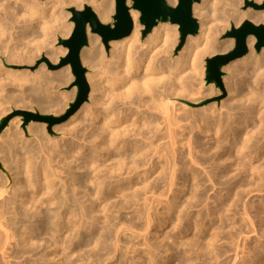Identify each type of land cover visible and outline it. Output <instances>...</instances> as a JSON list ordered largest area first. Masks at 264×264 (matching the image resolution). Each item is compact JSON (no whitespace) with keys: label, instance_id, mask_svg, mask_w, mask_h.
Masks as SVG:
<instances>
[{"label":"bare ground","instance_id":"obj_1","mask_svg":"<svg viewBox=\"0 0 264 264\" xmlns=\"http://www.w3.org/2000/svg\"><path fill=\"white\" fill-rule=\"evenodd\" d=\"M167 1L174 6L178 2V0ZM243 1L244 0H214V20L219 22L221 26L220 28L223 32L233 26H239L245 19H249L257 24L264 23V11L256 9L253 6H249L247 9L242 10L240 7ZM256 1L261 2L262 0ZM208 2L209 0H200L194 3V15L200 18V35L195 37L193 34H190L187 37L186 42H188L187 44L190 47V53L182 55L181 58H178V60L176 59L177 61L175 60L176 62L174 63H171V61L168 62V59H163V57L167 53H171L177 44L180 36L179 25L173 24L169 21H160L152 29L149 38L144 40L143 30L145 25L140 22L141 12L133 7L132 0H128L127 4L130 7V14L134 21L133 31L130 35L122 39L111 40L110 44L112 48L110 50L106 48L107 45L103 42L101 36L98 33L92 32L90 26H88L89 43L81 50V60L82 63L86 66L88 65L89 68L86 77L91 85V93L89 96V99L91 100L89 103H87V101L83 103L68 119L69 124L66 125H70V122L78 119V117L84 113V115L90 117L92 128L88 129L87 133L85 132L81 135H79V132L72 134L73 131H70L72 132L71 134L74 135L73 139L71 141L65 140L61 145V142H56V147L57 145L61 146V149H59L57 153V151L55 152V147L48 146L46 141L43 142L42 140L40 146H37L33 144V140L26 139V137L23 136V130L20 129L23 119L22 117H19V120L14 123V125H16V130L12 131L10 134L8 133V135L6 134L7 136L3 139L4 141L0 143V153L3 155L2 158L0 157V163L2 165L0 170V252L4 259L0 264H12L8 259L12 254H14L13 256L15 257H18L19 255L23 256L25 253H31L32 255L38 247H40L38 246L39 241L36 238V231L40 228L45 231L52 228L59 232H68L70 242H67L69 238H66V241L64 240L65 238L62 240H64V243L67 242L66 244L69 243L74 250L77 248L81 249L83 245H88L89 247V245L92 246V244H94L93 247L94 249H98V252L94 250V253L92 250L93 253L90 251V256L93 260L97 261L96 264L101 263L100 261H102L104 255L102 256L100 252L103 250L109 258L115 257V255H111L113 254L112 252L114 251V248L115 252L121 250L122 254L124 244L128 240L121 245V235L124 230L133 229L136 224H134L135 221H132L134 218H132L131 221H128L127 219H122L117 216L115 217L114 212L134 207V204H137L141 198V192L146 195L151 188L154 189L157 187V183L161 186L162 184L165 185L164 187L167 188L166 190L163 187L165 192L169 193L170 191H173L174 197L173 195L171 196L173 199L167 195L170 199L165 200V202H168L163 208L168 211L175 210L174 213L178 211V222L173 218L174 222L171 220L172 217L165 215L164 210L162 211V216L154 217L155 214L151 210L157 206L152 208L156 203H153V206L151 207L150 205H152V203L149 205L150 199L148 197L149 201L147 198L145 201L149 202L148 205L150 207L145 208V210H143L144 207L142 210L136 209L137 207H135L133 210L135 213H138L137 216H139L140 219L143 218L142 220L145 226L148 225V227L146 226L147 228L153 227V229L156 230V235L159 234L157 226L163 227L170 223L169 227L172 226L175 230L180 228L186 220H189L193 226L196 225L199 229L202 224H205L204 221L206 216L212 221L218 220L224 223L225 218H229V220L232 218H230L228 213L225 212L229 209L226 208V205L237 206L238 202L244 199V194L248 193L249 195V193L254 190L256 191L257 189L264 191V177L261 178L260 174L259 176L262 180L259 178L258 181H262V183L260 182L255 185L254 183L252 184V182L247 183L245 180L244 182L246 184H243L244 182L242 181L243 183H241L240 179H234L232 182L224 180L223 177L228 175L226 162L232 157L229 156L225 158V150L223 152L219 150L212 154V145H207L208 143L203 144L201 142L203 139L201 138L200 140V138L197 137L198 134H192L194 133V130L198 128L203 134L212 133L211 136L214 137H210L211 140L212 138L214 139L215 137L221 136L224 132L226 134V131L228 133L233 132L236 135L234 136L235 140H233L234 142L232 145L237 148L239 147L241 154L247 150L249 145L247 141L252 139V136L250 135L251 138L248 136L250 138L248 139L247 137L248 140L244 139V141H241V128L244 124L241 125L240 114L247 115L245 119L248 117L249 119L253 118V120L254 116L258 114L259 101L257 98L260 96V91L256 89L264 76V51L262 52L263 54H255L254 44L257 39L254 35H250L247 39L248 46H250V52L246 56L232 61L227 65L228 67H224L228 72H231L227 78V85L231 95L230 102L222 105V108L224 107L225 111L222 110L221 106L214 104H210L203 108L201 106L200 109H195L194 107H190V109L189 107H186L189 106L188 103H184L185 105H183L182 108L184 109V112L177 115L178 112H180V110L178 111L180 105H177L179 106L177 109V107H175L176 100H172V98H188L191 94L196 95V90L200 91L199 89H196L195 85V92L192 90L193 86L192 88L187 86L186 83H190V80L186 83L185 81H188L190 76H188V78L186 76L187 80H184L185 76L183 77L181 74L177 75V73L183 72L187 69H191V71L192 69L195 70L197 58L200 57L202 53H205L206 51H216V46L214 45L212 38L214 36L213 34L216 33V27H218V24L213 26L209 19V15L203 10L205 4ZM19 3H21V5ZM63 5L68 7L75 5L78 8L91 5L102 22H113L115 0H51L46 4L39 2L38 0H0V54H7L6 62L2 58L0 59V75H4L3 77H5V79H9L17 85H20L21 82L30 81V77L25 78V75L17 73L15 69L8 68L6 65L7 63L18 61H26L28 63L29 57L27 58V56L35 55L36 53H38L37 56L43 55V49L46 46L48 47V44L46 45L44 43L45 46L43 42H48L47 40L52 38L54 43L61 35L69 36L73 29L74 22H67L68 20H65L71 16V11L62 15L65 10L62 9ZM45 13H51L50 18H48V15V17L45 16ZM61 15L65 17V19H63ZM60 18L64 21H60ZM20 42L23 46L20 45ZM234 44L235 41L232 39L231 42L222 46V50H229ZM67 51V47L61 49V51H59L60 53H50L48 51L44 58L48 57L54 61L53 63H55L58 62L61 56H64ZM34 57L38 58L36 56ZM29 61L33 62L32 60ZM50 65L52 64L51 62L49 63V61L42 64V69L37 72L39 74L34 75L36 79L34 77L32 78V80L35 79V81L33 80L34 84L30 87L32 92H28L27 95L26 90L23 89L24 92L26 91L25 94L23 90H21L24 96H29V93H31V98L27 97L29 99L27 102L35 103L42 111H51L56 107L60 110H67L73 102V99L55 93L54 87L56 85L67 84L73 79L71 68L67 65L62 70L51 71V68L49 67ZM46 66L48 68L44 71L43 67ZM247 66H253V68H256H254L251 73H248L242 70ZM90 69H95V73L90 72ZM237 71H239L240 74H237ZM3 79L4 78L1 79L0 77L1 81ZM248 81H251L249 84L250 92L249 95L243 98V95L245 94L243 93L241 84H246ZM4 85L2 84V89ZM188 87L191 88L193 93L189 92L190 89ZM2 89L0 90V93L3 92L5 87L3 90ZM8 94L9 93L6 95ZM201 95L205 96V94L202 93ZM201 95L199 96L201 97ZM8 96H11V93ZM13 96H11L12 100L15 98H13ZM1 98L4 99L5 97L1 96ZM22 98L25 97L22 95ZM195 98L199 99L196 96ZM3 99H0L2 101H0V104L3 103ZM14 100L16 101L17 98ZM26 100V98L24 100L22 99V102L24 101L23 107L28 106ZM9 102L11 103L10 100ZM1 107L2 106L0 105V109ZM7 111L5 110L4 112ZM185 119H189V123L182 124L186 125L182 127V129L178 126L179 121ZM242 119H244V117ZM30 124L31 125L27 127L29 133L41 134L40 136L43 137L45 133V125L43 123L40 125H37L38 123ZM244 134H246V132H244ZM46 137L44 136L43 139L45 140ZM81 138L86 144L80 142ZM227 141L229 142V140ZM245 141L248 145H245ZM231 143L232 142H230V144ZM224 146L226 147V145ZM224 146L221 143L220 145H217L219 149H223ZM245 146H247L246 149L244 148ZM128 148H132L134 154L133 152L131 154L130 151L128 153L125 152L127 154L126 157L114 156L115 149L127 150ZM43 151L46 152V154ZM40 152H43L45 155L40 154ZM41 155L45 158H42ZM56 156L60 157L58 164H63L62 169H58L57 166H54V160H58L56 159ZM100 157L104 159L103 163L99 162ZM222 159L225 162L219 163ZM211 160L215 161V164L217 165H208L210 166L209 168L206 164H212ZM107 161H113V163L108 165L106 163ZM195 165H200L201 167L204 166L203 170L205 169L204 171L206 173L204 174L203 170L199 171ZM242 165L239 166L242 167ZM74 167L79 171H75L76 168L74 170ZM207 167L209 169H207ZM244 167H246V165ZM259 167L256 170L259 169L258 171L262 173V170ZM84 168L87 170L93 169L94 174L87 173ZM248 170L247 173H249ZM62 171L67 179L61 178ZM245 171L246 170H244V172ZM190 173L194 174L193 180L195 193H191V196H186L188 197L186 198L188 200L187 202L184 201V197L180 202L178 199L180 198L181 193L187 188L186 181H188V174ZM123 174H126L127 176L122 177L124 181L121 184V187H116L114 182L117 179L115 178L120 175L123 176ZM262 174L264 175V172ZM238 175L240 174L238 173ZM215 177H218L219 183L227 185L229 192H234L233 194L236 195H234V199L236 197L235 203L232 202V204V199L225 194L219 198L220 203L217 207H213L210 204V201H206L207 198H209L206 194L210 189L207 185L208 181L206 178L211 182ZM123 179H121V182ZM180 179L183 181L182 185L179 186ZM118 181H120V179H118L117 182ZM174 186H178L179 188L176 190L174 189ZM10 187L11 189L9 190ZM158 188H160V186ZM158 188H156V190ZM154 190H152L151 193H153ZM192 190L190 188L189 191ZM111 191H116L120 194L118 195L121 197L120 203H109L110 197H108V193ZM204 201H206V213L205 211H199L197 215H194L195 218L191 216L189 208H194ZM160 203L162 205V203H164L163 200ZM45 205H47V207ZM43 206L47 208L46 211H43V209H45ZM245 210L248 217L244 218V216L241 219L242 223L240 222V227H238L239 225L237 224L238 219L237 223L231 222L232 227L235 228L236 225H238V228L236 229L240 230L249 227L247 229L256 232V234L254 233L255 235H257V233L258 235L260 234V238L253 246L252 244L246 245L247 242L245 243V246L249 248L248 253L240 257V261L241 259L243 260L239 264H264V200L262 199L259 204L253 203ZM49 211H53L54 218L49 217ZM95 212L99 213L98 216L93 215ZM38 214H41L42 216V221L40 223H37L35 219ZM254 217H257L258 219L255 220ZM144 218L146 219L147 224L146 221H144ZM100 222H104V229L106 230V232H102L101 235L100 232L99 234L96 233ZM229 226L231 227L230 224ZM146 227L144 228L146 229ZM89 228H91V231H94L93 234L90 232L92 235L86 233V230ZM217 228L224 231L225 226L221 225ZM120 229H122V232H120ZM173 229L171 230L173 231ZM148 231H150V229L147 230V232ZM214 233L215 234L208 238L205 243H203L204 239L201 238H196L195 242H193L194 244L190 241L188 242L191 244L188 242H183L181 244L182 241L178 244L177 241L173 239V246L176 248L179 247L177 249H180V246L183 245L184 247H181V249L183 248L184 252L190 254H188V259L182 258L185 260V264H187L186 261L193 259L194 253L196 254V252L193 253L192 251L196 250L198 252V249L205 251L208 255L214 253V257H221L219 255L221 253L220 251H216L215 253L218 245L217 240H219L218 237L221 232ZM231 234L232 235L229 238H231V242L234 241L232 243L233 248L240 247L236 242L235 234ZM135 237L137 238V236ZM159 237L160 235L157 236V238ZM161 237L163 238V235ZM246 237L248 239L250 236ZM167 238L168 236H165L162 241L159 240L160 242H155L154 244L151 243L149 238L146 239L144 242L149 248L147 250L140 247L136 248L135 241L133 243L131 242L132 244L130 245H128L129 243L125 244V249H127V251L123 252L124 254L122 256L124 258L122 257V260L125 261L126 259L124 256L125 253L136 252L140 249L141 252L148 251V254L150 255L148 263L146 262L147 259H142L140 260L141 264H156V262L159 261V259L157 260V257L161 256L160 254L163 250L166 252V255H163V251L162 256L164 257L162 258V261H167L169 260L168 257L172 254L170 253V246H167L169 240L167 241L168 243L164 242ZM59 239L61 240V238ZM59 239L55 238L53 240V245H48V248L50 249H43V252L40 251L41 255L39 260L34 261L35 263L33 264H40V261H43L44 264H53L52 262H48L50 260H54V263L66 264L63 263V258H60L62 254L61 250L65 249L66 246L59 244ZM84 239L85 241H82ZM250 239L252 240V237H250ZM228 247L227 251L224 252H228L229 249L232 250V247H229V249ZM84 250H86V247ZM184 252L182 254H184ZM257 252H260L261 259L255 260L253 259V256ZM178 253L179 252H177V254ZM182 254L180 255L182 256ZM239 254L240 253L236 252L235 256L238 257ZM119 258L121 259V257ZM132 258V264H136V257L134 258L133 256ZM211 258L210 262L212 261ZM182 259L180 258L179 261ZM183 260L181 263H183ZM124 261L122 262L124 263ZM214 261L216 262L217 260ZM227 261L228 260L225 262ZM92 262L94 261H91V263ZM67 264L76 263L69 260ZM125 264L127 263L125 262Z\"/></svg>","mask_w":264,"mask_h":264},{"label":"rangeland","instance_id":"obj_2","mask_svg":"<svg viewBox=\"0 0 264 264\" xmlns=\"http://www.w3.org/2000/svg\"><path fill=\"white\" fill-rule=\"evenodd\" d=\"M39 2H42V3H44V4H46L47 2H49V1H51V0H38ZM253 1H255V2H257V3H262L263 2V0L261 1V2H258V1H256V0H253ZM214 2V0H209V2L208 3H206L205 4V6H204V11H206L207 12V14L209 15V19H210V21H211V24L213 25V26H215V25H217L218 24V27H216L217 28V30H216V33L215 34H213L214 36H213V42H214V45L216 46V51H206L205 53H202L201 55H200V57H198L197 58V61H196V63H195V67H196V71L195 70H193L192 69V71H191V69H187V70H185V71H183V72H178L177 73V75H182L183 77H184V80H187V78H188V76H190L189 77V79H188V81H185V83L186 82H189V80H190V83H186L187 84V86H190L191 88H192V86H193V88H192V90L195 92V90L196 89H199L200 91H198V90H196V92H195V94L196 95H189L188 96V98H186V97H183L184 99H174V98H172V100H176L175 101V107H177V109H178V107L179 106H177V105H180V107H179V109H178V111L180 110V112H178V114L177 115H180V114H182V112H184L183 110L184 109H182L183 108V105H185L184 103H188V105L189 106H186L187 108L189 107H194L195 109L197 108H199L200 109V107L202 106V108L203 107H206V106H209L210 104L212 105V104H214V105H217V106H221V108H222V105H224L225 103H227V102H230V91H229V88H228V85H227V78H228V76L230 75V73L231 72H228L225 68H223V70H224V75H223V88L221 87V86H218L216 83H214V82H211V83H208L207 81H206V71H207V67H206V65H207V58H209V57H212V56H214V55H216V54H219V53H224V52H227V51H229V50H231V49H229V50H226V51H224V50H222V46L224 45V44H226V43H228V42H231V40L233 39L234 41H235V39L234 38H230V37H224V34L227 32V30L225 31V32H223L222 30H221V26H220V24H219V22H216L214 19H215V16H214V5H215V3H213ZM178 3V2H177ZM20 5H21V3H19ZM172 5V4H171ZM177 5V4H176ZM175 5V6H176ZM50 6V5H49ZM89 6H91V5H89ZM172 6H174V5H172ZM71 7H75V8H77V9H83L84 8V6H82V7H80V8H78L77 6H71ZM71 7H68V6H64L63 5V7H62V9L64 10V13L62 14V15H65V13H67V12H70V8ZM92 7V9H93V6H91ZM251 7V6H250ZM240 9H247L246 8V5H245V0L243 1V3H242V5H241V7H240ZM94 10V9H93ZM66 11V12H65ZM115 13H116V0H115V11H114V14H113V22L112 21H110V22H103V23H111V25L112 26H114V15H115ZM51 14V13H50ZM50 14H48V13H45V16H47L48 18H50ZM193 14H194V11H193ZM61 15V17H63ZM71 16H72V12H71ZM71 16L68 18V19H65V17H63V19H65L67 22H72L71 21ZM195 16V15H194ZM196 17V16H195ZM198 20H200V18H198V17H196ZM63 19H61L60 18V21H62ZM246 20V19H245ZM245 20H243V22L245 21ZM64 21V20H63ZM140 22H141V20H140ZM242 22V23H243ZM142 23V22H141ZM241 23V24H242ZM255 23V22H254ZM240 24V25H241ZM259 24V23H258ZM239 25V26H240ZM74 27V26H73ZM236 27H238V26H236ZM144 29H145V27H144ZM219 29V30H218ZM231 28H229L228 30H230ZM73 30V29H72ZM72 30H71V32H72ZM92 31V30H91ZM152 31V30H151ZM71 32H70V34H71ZM93 32V31H92ZM151 33V32H150ZM150 33L149 34H147V35H144L143 36V39L144 40H146V39H148L149 38V35H150ZM69 34V35H70ZM179 35H180V32H179ZM195 37H198L199 35H200V29H199V32L197 33V34H193ZM101 36V35H100ZM68 37V35L67 36H59V38H58V40L56 41V42H54L53 43V40H52V38L51 39H48L47 41L48 42H43V44L45 43L46 45L48 44V47L46 46L44 49H43V51H42V54L43 55H39V56H37L38 55V53H36L35 55H30V56H27V58H28V63L26 62V61H24V62H12V63H7V67L8 68H12V69H15L16 71H17V73H20V74H22V75H25L26 77L25 78H28V77H30L29 79H30V81H25V82H21V84L19 85H17L16 83H13V82H11V80H9V79H5V77H3L4 75H0V77H1V79L2 78H4L2 81L0 80V83H2L3 85L4 84H6V85H4L3 86V89H4V87H5V89L3 90L2 89V84H0L1 85V89L3 90V92L2 93H0V99L2 100L3 98H1V96L2 97H5L4 99H3V103L2 104H5V105H2V104H0L2 107H1V109H0V114H2V115H0V120L3 118V117H5V116H7L8 114H10V113H12V112H14L15 110H30V111H33V112H36V111H38V112H40V113H52V114H55V115H57V116H59V115H61V114H64L67 110L65 109H62V110H60L59 108H55V109H53V110H51V111H42L41 109H39V107L35 104V103H33V102H30V103H28L27 101L29 100L28 98L30 97V94L31 93H29V96H27L28 95V92H30L31 91V89H30V87H32V84H34V81H35V76L34 75H37V74H39V73H37L38 71H40V69H42V64H44V63H46V62H48L49 61V63L51 62V64L52 65H50L49 67L51 68V71H59V70H62L64 67H66V66H63V67H58L59 66V64H60V61H61V58L63 57V56H61V58H60V60L58 61V62H55V63H53L54 61H52L50 58H44V56H46L47 55V53H48V51L50 52V53H60L59 51H61V49H63V48H66L63 44H62V42L60 41V38H67ZM102 38V37H101ZM51 40H52V42H51ZM103 40V39H102ZM50 41V42H49ZM257 41V40H256ZM179 43H180V36H179V39H178V42H177V44L175 45V47L173 48V50L171 51V53H167L164 57H163V59H168L167 61L168 62H170L171 61V63H174V62H176L177 60H178V58H181V56L182 55H185V54H189L190 53V47L188 46V42H186L185 41V44L182 46V48H180V49H178V46H179ZM256 43V42H255ZM18 44H19V42H18ZM20 45H22L21 44V42H20ZM19 45V46H20ZM235 45V44H234ZM249 45V44H248ZM23 46V45H22ZM22 46H20V47H22ZM107 49H111L112 47H111V44H110V42L108 43V46L106 47ZM50 49V50H49ZM54 49V50H53ZM53 50V51H52ZM52 51V52H51ZM58 51V52H57ZM264 51V48H262L260 51H257L256 50V48H255V44H254V52H255V54H263L262 52ZM68 52V51H67ZM249 52H250V46H249ZM248 52V53H249ZM247 53V54H248ZM67 54V53H66ZM65 54V55H66ZM246 54V55H247ZM58 55H61V54H58ZM64 55V56H65ZM245 55V56H246ZM34 56H36V57H38V58H35ZM3 59L5 62H6V60H7V54H0V59ZM177 59V60H176ZM27 60V59H26ZM29 60H32L33 62H31V61H29ZM176 60V61H175ZM173 61V62H172ZM29 62H30V64H29ZM230 64V63H229ZM228 64V65H229ZM84 65V64H83ZM10 66V67H9ZM70 66V65H69ZM85 67H87V72H88V70H89V68H88V65L86 66V65H84ZM227 66V65H226ZM228 67V66H227ZM47 66L46 67H43V70L44 71H46L47 70ZM70 68H71V66H70ZM254 68H256V67H254ZM253 66H247V67H245L244 69H242V70H244V71H246V72H248V73H251L252 71H253ZM241 70V71H242ZM95 69H90V72H92V73H95ZM250 71V72H249ZM166 72H167V69H166ZM36 73V74H35ZM193 73V74H192ZM237 74H240V72L239 71H237L236 72ZM71 74H72V76H73V79L71 80V81H69L67 84H61V85H56L55 87H54V90H55V93H59L61 96H67L69 99H73V101L75 100V98H76V95H77V91H78V89H77V86L75 85V76H74V74H73V72H72V68H71ZM191 74V75H190ZM193 75V76H192ZM186 76H187V78H186ZM35 78V79H33L32 80V78ZM186 78V79H185ZM4 80H5V82H4ZM8 80V81H7ZM191 81H194V82H191ZM33 82V83H32ZM250 82L251 81H248L246 84H241V88L243 89V93L245 94V95H243V98L245 97V96H247V95H249V92H250V86H249V84H250ZM10 83V84H9ZM89 83V82H88ZM14 84V85H13ZM16 84V85H15ZM23 84V85H22ZM25 84V85H24ZM190 84H192V85H190ZM10 85V86H9ZM194 85H195V87H196V89H195V87H194ZM20 86V87H19ZM26 86V87H25ZM89 86H90V93H91V85H90V83H89ZM19 87V88H18ZM21 87H23V88H21ZM25 87V88H24ZM190 87H188L190 90H189V92L191 93H193V91H191V88ZM257 87L259 88H255L256 90H259L260 91V96H259V98H257L258 99V101H259V103H258V110H259V112H258V114L256 115V116H254V120H253V118L252 119H249L248 117L245 119V117L247 116H245V114H243V115H241L240 114V116H241V125L242 124H244V125H242L241 127V129H242V137H241V141L243 140L244 141V139H247V137L249 136L250 137V135L252 136V139H250L249 137H248V139H250V140H248L247 141V143L249 144H247L246 143V141L244 142V143H246L245 145H248V147L247 146H245L244 148L246 149V147H247V150H243L244 152H242V154L240 153L241 151H239V147L237 148V147H235L234 145H232L233 144V140H235V135L236 134H234L233 132H227L226 131V134H225V132L224 133H222V135L221 136H219V137H215L214 139L212 138L211 140H210V137H214V136H211V134L210 133H204L203 134V132H201L198 128H196L195 130H194V133H192V134H198V135H200V136H198L197 135V137L198 138H200V140H201V138L203 139V140H201V142L203 143V144H207V145H209V144H211L212 145V147H213V149H212V151H211V153L213 154V153H215L216 151H224L225 153H224V155H225V158H227V157H229V156H231L232 158H229L228 160L229 161H227L226 162V167H227V169H228V175L227 176H225V177H223L224 178V180H229V181H233L234 179H240V181H241V183H243L244 182V180H245V182H247V183H251L252 182V184L254 183V185L255 184H257V183H262V181H258L259 180V178H260V176H261V178H263L264 177V175L262 174L263 172H264V76L262 77V79H261V82H260V84L259 85H257ZM7 88V89H6ZM29 88V89H28ZM0 89V90H1ZM24 89V90H26L27 91V93H26V91L24 92V90H23V92H24V94L26 93L27 95H25L24 96V94H23V92H22V90ZM21 91V92H20ZM6 92V93H5ZM13 92V93H12ZM20 92V93H19ZM32 92V91H31ZM189 92H187V93H189ZM3 93H5V94H3ZM7 93H9L8 95H10V93H11V96H13V95H15V96H13V98L15 97V98H17V102L13 99L12 100V97L11 96H8V95H6ZM16 93V94H15ZM90 93H89V96H90ZM200 93V94H199ZM201 93L202 94H205V96L204 95H201ZM1 94H3V95H1ZM207 94H208V96H207ZM18 95V96H17ZM22 95H23V97H25L27 100H26V102L28 103L27 105V107H23V104H24V101L22 102V99L24 100L25 98H22ZM185 95H187V94H185ZM199 95H201V97L199 96ZM6 96H8V97H6ZM21 96V97H20ZM192 96V97H191ZM194 96V97H193ZM195 96L196 97H198L199 99H197V98H195ZM203 96V97H202ZM10 97H11V99H10ZM28 97V98H27ZM9 99L10 101H11V103L9 102V100H7V99ZM20 98H21V100H20ZM31 98V97H30ZM67 98V99H68ZM193 98V99H192ZM6 99V100H5ZM0 100V101H1ZM8 103H6L5 101ZM91 99H88L87 100V103H89V101H90ZM186 100V101H185ZM244 100V99H243ZM13 101V102H12ZM188 101V102H187ZM2 102V101H1ZM0 102V103H1ZM5 102V103H4ZM15 102V103H14ZM177 103V104H176ZM180 103V104H179ZM190 103H194L195 104V106L194 105H190ZM247 103V102H246ZM17 104V105H16ZM35 104V105H34ZM6 105H8V106H6ZM14 106V107H13ZM16 106V107H15ZM19 106V107H18ZM31 106V107H30ZM6 108H8V109H6ZM29 108V109H28ZM7 111H9V109H10V111L8 112H4L5 110ZM176 109V110H177ZM191 109V108H190ZM222 110L223 111H225V108L223 107L222 108ZM2 112V113H1ZM19 117H22V119H23V121H22V124H21V126H20V129L21 130H23V136H25L26 137V139H30V140H33L34 142H33V144H35V145H37V146H40V144H41V142H42V140H43V142H47V145L48 146H54L55 147V152L57 151V153H58V151H59V149H61V144L62 143H64V141L66 140V141H71L72 139H73V137H74V135H72V134H74V133H77V132H79V135H81V134H83V133H87L88 132V129H90V128H92V121H91V119H90V117L89 116H86V115H84V113H82L79 117H78V119H76V120H73L72 122H70L71 124L70 125H66V124H69V122H68V119L65 121V122H63V123H60V124H56V125H53L52 127H51V129L49 128V125H48V123L47 122H44V121H31V122H29V123H27V124H25L24 123V116H22V115H15V116H13L12 118H11V120H10V122H9V124H8V126L2 131V133L0 134V143L1 142H3L4 140V138L8 135V133L10 134V133H12V131H14V130H16V125H14V123L15 122H17L18 120H19ZM244 117V119H242ZM248 122H247V121ZM250 120H251V122H250ZM30 123H33V124H37V125H40V124H44L45 125V128H44V132L46 133H44V135H43V137L45 136H47L46 138H45V140L43 139V137L42 136H40L41 134H33V133H29V130H28V126L29 125H31ZM187 123H189V119H185V120H181V121H179V127H184V126H186V125H182V124H187ZM47 124V125H46ZM261 124V125H260ZM189 125V124H188ZM257 125V126H256ZM245 127V128H244ZM250 127V128H249ZM257 127H259V128H257ZM180 128V129H181ZM13 129V130H12ZM183 129V128H182ZM246 129V130H245ZM249 129V130H248ZM255 129V130H254ZM262 129V130H261ZM79 130V131H78ZM200 131V132H198V131ZM250 130H251V132H250ZM254 130V131H253ZM257 130V131H256ZM258 130H259V132H258ZM8 131V132H7ZM70 131H73V133L72 132H70ZM75 131V132H74ZM246 132V134H244V132ZM261 131V132H260ZM26 132V133H25ZM248 132V133H247ZM256 134H255V133ZM25 133V134H24ZM72 133V134H71ZM202 133V134H201ZM7 134V135H6ZM210 134V135H209ZM228 134H229V136H228ZM257 135V136H256ZM49 136V137H48ZM209 136V137H208ZM241 136V135H240ZM83 137V136H82ZM205 137V138H204ZM254 137V138H253ZM258 137V138H257ZM133 138H134V136H133ZM220 138V139H219ZM229 138V139H228ZM256 138V139H255ZM49 139V140H48ZM225 139H226V141L227 140H229V142L227 143L226 141H225ZM261 139V140H260ZM2 140V141H1ZM49 141V143H48V141ZM81 141L80 142H82V143H85L86 144V142L81 138L80 139ZM222 140H224V141H222ZM252 140V141H251ZM258 142H257V141ZM259 140H260V142H259ZM205 143H204V142ZM208 141V142H207ZM56 142H61L60 143V145H57V147L55 146L56 145ZM211 142V143H210ZM230 142H232L231 144H230ZM220 143L224 146V145H226V147L224 146L223 147V149L221 148V149H219V147H217V145L219 144L220 145ZM225 143V144H224ZM227 143V144H226ZM255 143V144H254ZM263 143V144H262ZM251 144V145H250ZM257 145V146H256ZM60 146V147H59ZM259 147V148H258ZM226 148H227V150H226ZM235 148V149H234ZM254 148V149H253ZM237 149H238V151H237ZM133 149L132 148H128L127 150H122V149H115V151H114V156L115 155H117V157H120V156H122V157H126V153L125 152H130L131 151V154H132V151ZM54 151V150H53ZM248 151V152H247ZM255 151V152H254ZM44 152V151H43ZM43 152L41 153L40 152V154H43ZM228 152V153H227ZM231 152V153H230ZM239 154H238V153ZM246 152H247V154H246ZM45 154H46V152H44ZM52 153H54V152H52ZM56 153V154H57ZM230 153V154H229ZM234 153V154H233ZM1 155H0V157L2 158L3 157V155H2V153H0ZM45 154H43V155H45ZM133 154H134V152H133ZM200 154V153H199ZM43 155H41V157L42 158H45ZM246 155V156H245ZM243 156V157H242ZM237 157V158H236ZM0 158V159H1ZM42 158H40V159H42ZM59 158L60 157H58V156H56V159H58V160H54V166L56 167H58V169H62V165L63 164H58V161H59ZM246 158V159H245ZM237 159H239V160H237ZM1 161V160H0ZM56 161V162H55ZM103 161H104V159H102L101 157L99 158V162L100 163H103ZM212 161V164H209V163H207L206 164V166H208V165H211V166H216L217 164H215V161H213V160H211ZM221 161V162H220ZM219 161V163H222V162H225L223 159L222 160H220ZM242 162V163H241ZM108 165H110V164H112L113 163V161H107L106 162ZM193 164V163H192ZM195 164V163H194ZM230 166H229V165ZM242 165V167L241 166H239V165ZM255 164H256V167H255ZM263 164V165H262ZM246 165V167H244ZM249 165V166H248ZM260 166V167H259ZM195 167L197 168V169H199V171L201 170H203V167H201L200 165H195ZM209 168H210V166H208ZM207 167V169H209ZM229 167V168H228ZM238 167V168H237ZM241 167V168H240ZM248 167H250V168H248ZM253 167V168H252ZM260 168L261 170H262V173L260 172V171H258V170H256L257 168ZM75 168L76 167H74V170H75ZM245 168V169H244ZM231 169V170H230ZM246 170L245 172L247 173V170H248V172L249 173H245L244 172V170ZM0 170H1V168H0ZM84 170H86V172L88 173H92V174H94V172H93V169H90V170H87L86 168H84ZM205 170V169H204ZM203 170V171H204ZM241 170V171H240ZM256 170V171H255ZM75 171H79V170H77V168H76V170ZM63 172V171H62ZM258 172V173H257ZM204 174L206 173L205 171L203 172ZM238 173L240 174V175H238ZM254 173V174H253ZM230 174V175H229ZM250 174V175H249ZM259 174H260V176H259ZM189 176H188V181H186V186H187V188H186V190L184 191V192H182L181 193V195H180V198L178 199V201H182L183 200V197L185 198L184 199V201L185 202H187L188 200L186 199V198H188V197H186L187 195H189V196H191V193H195V186H194V174L193 173H190V174H188ZM249 175V176H248ZM125 176H127L126 174H123V176L122 175H120V176H117L115 179H120V181H118L117 182V180L114 182V184L116 185V187H121V184L123 183V181H124V179L122 178V177H125ZM229 176V177H228ZM61 178H64V179H67V177L65 176V174H64V172L61 174ZM222 178V179H223ZM260 178V179H261ZM121 179H123L122 180V182H121ZM58 180H59V178H58ZM206 180L208 181L207 182V185H208V187H210V189H209V191H208V193L206 194V195H208L209 196V198H207V202H211L210 204L213 206V207H217V205L220 203V201H219V198L223 195V194H225V195H228L229 196V198L230 199H232V201H231V203L233 202V203H235V199H236V197H235V199H234V195L235 194H233L234 192H229L228 191V188H227V185H225V184H221V183H219V179H218V177H215L211 182L206 178ZM262 180V179H261ZM182 179H180L179 180V186L180 185H182ZM243 181V182H242ZM256 181V182H255ZM263 181H264V178H263ZM243 183V184H246V183ZM59 184H61V183H59ZM119 184V185H118ZM158 184L159 183H157V187L156 188H158L159 186H160V188H158L157 190H156V188H151V190L149 191V192H147L146 193V195H148V196H146L145 195V193H143V192H141V198H140V202L138 201V203L137 204H134V207H131V208H127V209H121L120 211H117V212H114V216L116 217H120V218H122V219H127L128 221H131L132 220V218H134V220H132V221H135V223L134 224H136V226H134L133 227V229H128V230H124L123 231V233H122V241L120 242V244L121 245H123L124 244V242L126 241V240H128V241H126L125 242V244H128V245H130V244H132L134 241H135V247L137 248H142V249H145V250H147V249H149L148 247H147V245L145 244V242L144 241H146V239H150V241H151V243H155V242H160V241H162L163 239H164V237L165 236H168V238L164 241V242H166V243H168L167 241L169 240V243L167 244V246H170V248H171V250H170V253H172L173 254V252H174V254L172 255L171 254V256L170 257H168V259L169 260H167V261H162V258L164 257V256H162V253H163V251H162V253L160 254L161 256H158L157 257V260L159 259V261L158 262H156V264H179V263H181V261L184 259V258H187L188 257V254L186 253V252H184L183 251V248L181 249V247H184L183 245H179L180 246V249H177V248H179V247H175V246H173L174 245V240L175 241H177V243L178 244H180V241H182L181 242V244L183 243V242H188V241H190L192 244H194L193 242H195V239L197 238H201V239H204L203 241V243H205V241H207V239L208 238H210L213 234H215L214 232H221L220 233V236L218 237V239L219 240H217V244L219 245H217V249L215 250V253H216V251H220V252H218V253H220L219 255L221 256V257H214V253H210L209 255L205 252V251H202V250H199L198 249V252L196 251V250H193L192 252L194 253V252H196V254L194 253L193 254V259H191V260H188V261H186V263L187 264H219V263H221V264H226L227 262H229V263H227V264H239V263H241V261L243 260V259H241V261H240V257L241 256H243V255H245L246 253H248V247L247 246H245V243L247 242V244L246 245H251L252 244V246L253 245H255L256 244V242L258 241V239L260 238V234L258 235V233H257V235H255L256 234V232H253V231H251V229H247V228H249V227H247V228H243V229H236V228H238V227H240V225H241V219L244 217V218H246V217H248V215L246 214V210L245 209H248L249 208V206H251L253 203L254 204H259V202L260 201H262V199L264 200V191L263 190H254V191H252L251 193H249V195H248V193H246V194H244V199L242 200V201H239L238 202V205L237 206H239V207H237V206H232V205H226V208H229L228 210H226L225 212L226 213H228V215L230 216V220H229V218H225V220H224V223L223 222H221V221H218V220H215V221H212L208 216H206V218H205V221H204V223L206 224H202V226H200L199 227V229H198V227L196 226V225H192L191 224V222L189 221V220H186V221H184V223H183V225L180 227V228H178V229H173V227L171 226V227H169L170 226V223H168V224H166L165 226H163V227H159V226H157V229L159 230V234L158 235H156L155 233H156V230L155 229H153V227H150V228H147L148 227V225H146L145 226V224H144V222H143V218H141L140 219V217L139 216H137L138 215V213L136 212L135 213V211H133L134 210V208L135 207H137L136 209H139V210H142V208H143V210H145V208H148V207H152L153 206V203H156V205L155 206H153L152 208H154V207H156V208H154L155 209V211H154V209H152L151 211L152 212H154V214L156 215H154V217H158V216H162V211L164 210L165 211V215H167L168 217H172L171 218V220H173V218H174V220L175 221H177L178 220V215L179 214H177V213H179L177 210V212H175L174 213V211L175 210H170V211H168V210H166V209H164L163 208V206H165V205H167V202L168 201H166L165 202V200H168V199H170V198H168V196L169 197H171L172 195H173V191H170L169 193L168 192H165V190H163L164 188L167 190V188L166 187H164L165 185L164 184H162V186L159 184V186H158ZM60 186V185H59ZM164 187V188H163ZM179 187L177 186V187H175L174 186V189H178ZM190 188H191V190L192 191H189L190 190ZM11 189V187L9 188V190ZM152 190H154L153 191V193H151L152 192ZM164 191V192H163ZM190 193H189V192ZM156 192V193H155ZM165 193V194H163V193ZM155 193V194H154ZM172 193V194H171ZM185 193V194H184ZM187 193V194H186ZM83 194V193H82ZM118 195H120L118 192H116V191H111V192H109L108 193V197H110L109 198V203H111V204H118V203H120V201H121V197L120 196H118ZM168 195V196H167ZM143 196H145V197H143ZM150 196H151V198H150ZM207 196V197H208ZM236 196V195H235ZM40 197H41V195H40ZM43 197V196H42ZM150 199V201L148 200V198ZM173 197H174V195H173ZM142 198H144V199H142ZM147 198V200L150 202H147V201H145V199ZM172 198V197H171ZM142 199V200H141ZM173 199V198H172ZM163 200V202L164 203H162V205H161V201ZM152 201H154V202H152ZM160 201V202H159ZM206 201H204L203 203H201V204H199L198 206H195L194 208H189V213H191V216H193L194 218H195V216L194 215H197L198 214V212L199 211H202V212H204L205 211V213H206ZM147 202V203H146ZM157 202H158V204H157ZM143 203H145V204H143ZM148 203H149V205L152 203V205H148ZM232 203V204H233ZM142 204V205H141ZM240 204V205H239ZM138 205H139V207H138ZM144 205V206H143ZM147 207H146V206ZM46 207H47V205H45ZM45 206H43L44 208H45ZM160 206V207H159ZM235 207V208H234ZM236 207H237V209H236ZM246 207V208H245ZM113 208V207H112ZM47 210V208H45V209H43V211H46ZM159 211V212H158ZM238 211V212H237ZM161 212V213H160ZM234 212V213H233ZM235 212H237V213H235ZM158 215H157V214ZM167 213V214H166ZM50 216L49 217H52V218H54L55 216H54V213H53V211L51 212V211H49V213H48ZM98 212H95L93 215L94 216H98ZM101 214H104V213H101ZM173 214V215H172ZM234 214H235V216H234ZM171 215V216H170ZM176 215V216H175ZM247 215V216H246ZM234 217V218H233ZM38 218V219H37ZM139 218V219H138ZM176 218V219H175ZM35 219H36V222L37 223H40L41 221H42V216H41V214H38V216H36L35 217ZM34 219V220H35ZM57 219V218H56ZM145 219V218H144ZM234 219V220H233ZM237 219H238V223H237ZM254 219L256 220V219H258L257 217H254ZM102 220H104V219H102ZM139 220H142V221H138ZM173 220V221H174ZM144 221H146V219L144 220ZM174 221V222H175ZM248 221H249V219H248ZM140 222H141V224H140ZM178 222V221H177ZM189 222V223H188ZM233 222H236L238 225H236V227L235 228H233L232 227V223ZM241 222V223H240ZM133 223V222H132ZM240 223V224H239ZM146 224H147V221H146ZM229 224L231 225V227L229 226ZM140 225H143L144 227H146V229L143 227V226H140ZM221 225H224L225 226V229H224V231L223 230H221V229H219V228H217V227H219V226H221ZM184 226V227H183ZM189 226V227H188ZM205 226V227H204ZM213 226V227H212ZM238 226V227H237ZM137 227V228H136ZM139 227V228H138ZM195 227V228H194ZM197 227V228H196ZM98 230H96V233H98L99 234V232H100V235L102 234V232L103 233H105L106 232V230L104 229L105 228V224H104V222H100L99 223V225H98ZM135 228V229H134ZM201 228V229H200ZM215 228V229H214ZM150 229V231H148L147 232V230H149ZM171 229H173V231L171 230ZM104 230V231H103ZM139 232H137V231ZM180 230V231H179ZM188 230V231H187ZM216 230V231H215ZM249 230V231H248ZM87 232L86 233H88V235H92L93 233H94V231H91V228H89L88 230H86ZM137 233H136V232ZM153 231V232H152ZM242 231V232H241ZM70 232V231H69ZM92 234H91V233ZM120 232H122V229H120ZM151 232V233H150ZM179 232V233H178ZM253 232V233H252ZM147 233V234H146ZM171 233V234H170ZM175 233V234H174ZM231 233H234L235 234V239H236V242L239 244V246L240 247H238V248H236V247H234L233 248V245H232V243L234 242H231L232 240H231V238H229L232 234ZM255 233V234H254ZM36 238H37V240L39 241V243H38V246H40V247H38V251L36 250L32 255H31V253H25V255H23V256H21V255H19L18 257H15V256H13L14 254H12L11 255V257L10 258H8L9 259V261L12 263V264H33V263H35L34 261H37V260H39V257H40V255H41V252H43L44 250H48V249H50V248H48V245L49 244H52L53 245V240L55 239V238H61V240L62 239H64L65 241L69 238V233L68 232H65V231H62V232H59V231H57V230H54V229H52V228H50L49 230H47V231H45V230H42V228H40L39 230H37L36 231ZM98 234H97V237H98ZM137 234V235H136ZM139 234V235H138ZM142 234V235H141ZM167 234V235H166ZM169 234V235H168ZM148 237H147V236ZM160 235V237L159 238H157V236H159ZM163 235V238L161 237ZM165 235V236H164ZM68 236V237H67ZM124 236V237H123ZM135 236H137V238L135 237ZM147 238H146V237ZM170 236V237H169ZM246 236H250V237H252V240L250 239V237H248V239H247V237ZM139 237V238H138ZM67 238V239H66ZM127 238V239H126ZM192 238H193V240H192ZM156 239H158V240H156ZM174 239V240H173ZM179 239H181V240H179V242H178V240ZM188 239V240H187ZM190 239V240H189ZM60 240V239H59ZM58 240V242H59V244H61L62 246L64 245V246H66L65 247V249H62L61 250V257L60 258H63V263H68L69 262V260L72 262V261H74V263H76V264H94V262H95V264H96V262L97 261H95V260H93V258H91V256H90V253L92 252L93 253V251L95 250L96 252H98V249H94V244H92V246L91 245H89V247H88V245H83V247L80 249V248H77V249H73L72 248V246L69 244V246H68V244H66L68 241L70 242V238L67 240V242L66 243H64V240H60L59 241ZM114 240H116V239H114ZM131 240V241H130ZM160 240V241H159ZM187 240V241H186ZM82 241H85V239L84 240H82ZM132 242V243H131ZM64 243V244H63ZM82 243H84V242H82ZM173 243V244H172ZM189 243V242H188ZM191 243H189V244H191ZM125 244H124V247H123V252L125 251H127V249H125L126 247H125ZM170 244V245H169ZM137 245V246H136ZM221 245V246H220ZM71 246V247H70ZM86 247V250H84L85 249V247ZM231 248L232 247V250L231 249H229V247ZM173 247V248H172ZM227 247H228V252H224V251H227ZM84 248V249H83ZM113 248H114V246H113ZM174 248H176V249H174ZM197 248V247H196ZM220 250H219V249ZM44 249V250H43ZM73 249V250H72ZM221 249H222V251H221ZM43 250V251H42ZM81 250V251H80ZM84 250V251H83ZM93 250V251H92ZM114 250V251H113ZM112 251V253L113 254H111L112 256L113 255H115V257H112V258H109V257H107V254H105V252H104V250L102 251V250H100V251H102V252H100L101 253V255L103 256V258H102V261H100L102 264H125V262L127 263V264H132V262H131V259H133L132 257L134 256V258H135V261L137 262L136 264H141L140 263V260H142V259H147L146 260V262L148 263V259H149V257H150V255L148 254V251H142L141 252V250L140 249H138L136 252H132V253H129V252H127V253H125V257H126V259H125V261L124 260H122L124 257L122 256L124 253L122 252V254H121V250L120 251H116L115 252V248L113 249ZM178 250V251H177ZM181 250V251H180ZM41 251V252H40ZM78 251H80V252H78ZM91 251V252H90ZM95 251H94V253H95ZM201 251V252H200ZM39 252V253H38ZM176 252V253H175ZM177 252H179L178 254H177ZM184 252V254H182ZM236 252L237 253H240L239 255H238V257H236L235 255H236ZM11 253H12V251H11ZM147 253V254H146ZM165 253V254H164ZM164 253H163V255H166V252L164 251ZM260 252H257L254 256H253V259H255V260H258V259H261L260 258V254H259ZM88 254V255H87ZM180 254H182V256L180 255ZM199 254V255H198ZM29 255V256H28ZM80 255H81V257H80ZM118 255V256H117ZM121 255V256H120ZM190 255V254H189ZM197 255H198V257H197ZM206 255V256H205ZM183 256H185V257H183ZM195 256V257H194ZM213 256V257H212ZM3 256H2V254H1V252H0V262H2V261H4V259L2 258ZM89 257H90V259H89ZM119 257H121V259L119 258ZM123 257V258H122ZM212 257V258H211ZM235 257H236V259H235ZM59 258V257H58ZM84 258V259H83ZM182 259L181 261H179V259ZM197 258V259H196ZM210 258H211V262H210ZM214 258V259H213ZM217 258V259H216ZM220 258V259H219ZM69 259V260H68ZM137 259V260H136ZM139 259V260H138ZM188 259V258H187ZM222 259V260H221ZM7 260V259H6ZM28 260V261H27ZM214 260H217L216 262L214 261ZM218 260H219V263H218ZM221 260V261H220ZM223 260H228L227 262H225V261H223ZM236 260V261H235ZM239 260V261H238ZM25 261V262H24ZM85 263H84V262ZM91 261H94V262H92L91 263ZM122 261H124V263L122 262ZM139 261V262H138ZM9 262V263H10ZM48 262H52L53 264H60V263H54L55 261L54 260H50V261H48ZM78 262V263H77ZM80 262V263H79ZM81 262H83V263H81ZM185 262V260H183V263H181V264H185L184 263ZM40 264H44L43 263V261L41 262H39ZM101 263H99V264H101ZM150 264V263H149ZM243 264V263H242Z\"/></svg>","mask_w":264,"mask_h":264},{"label":"water","instance_id":"obj_3","mask_svg":"<svg viewBox=\"0 0 264 264\" xmlns=\"http://www.w3.org/2000/svg\"><path fill=\"white\" fill-rule=\"evenodd\" d=\"M128 0H116V13L114 15V26L111 23H103L91 6L86 5L83 9L71 7V21L74 27L67 38H60L62 44L67 47L68 52L61 58L58 67L70 65L75 76V85L77 86V95L75 100L64 114L59 116L52 113H40L30 110H15L0 120V134L8 126L11 118L15 115L24 116V123L31 121L47 122L49 128L60 124L69 119L83 103L89 99L90 86L87 81V67L81 60V50L88 45V26L95 33L101 35L103 42L108 46L111 40L122 39L130 35L134 28V21L130 14ZM200 0H178L176 6H172L167 0H132L134 8L141 12L140 20L145 25L143 34L147 35L160 21H169L179 25L180 43L178 49L185 44L190 34L199 32V20L193 14V5ZM246 8L253 6L256 9L264 11V0L257 3L253 0H245ZM254 35L257 39L255 48L260 51L264 48V23H254L246 19L240 26L231 27L224 34V37L235 39L234 47L224 53L216 54L207 58L206 81L214 82L223 88V68L232 61L245 56L249 52L247 39ZM194 105V103H190ZM0 168L2 165L0 163Z\"/></svg>","mask_w":264,"mask_h":264}]
</instances>
